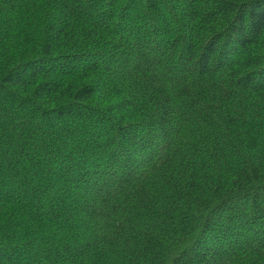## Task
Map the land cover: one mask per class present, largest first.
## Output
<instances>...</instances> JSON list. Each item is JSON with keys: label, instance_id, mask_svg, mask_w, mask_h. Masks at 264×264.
I'll list each match as a JSON object with an SVG mask.
<instances>
[{"label": "trees", "instance_id": "16d2710c", "mask_svg": "<svg viewBox=\"0 0 264 264\" xmlns=\"http://www.w3.org/2000/svg\"><path fill=\"white\" fill-rule=\"evenodd\" d=\"M0 264H264V0H0Z\"/></svg>", "mask_w": 264, "mask_h": 264}]
</instances>
